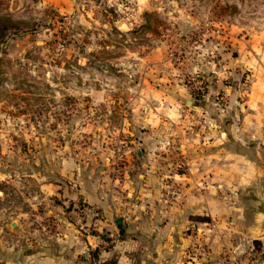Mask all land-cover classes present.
<instances>
[{
	"label": "rangeland",
	"instance_id": "374dc122",
	"mask_svg": "<svg viewBox=\"0 0 264 264\" xmlns=\"http://www.w3.org/2000/svg\"><path fill=\"white\" fill-rule=\"evenodd\" d=\"M127 168L159 179L148 207L131 196L156 226L204 203L174 240L181 262L210 264V229L232 211L264 236V0H0V264L57 243L62 204L94 259L117 238L88 241L80 185L122 203ZM254 240L218 260L252 264Z\"/></svg>",
	"mask_w": 264,
	"mask_h": 264
},
{
	"label": "crops",
	"instance_id": "0c3cea01",
	"mask_svg": "<svg viewBox=\"0 0 264 264\" xmlns=\"http://www.w3.org/2000/svg\"><path fill=\"white\" fill-rule=\"evenodd\" d=\"M126 153L129 157L130 152L127 150ZM137 156L142 155L137 153ZM128 169L130 168L124 169L123 178L120 179L122 183L118 186L122 192L120 195L128 197L122 203L115 200L114 197V193L118 194L119 190L113 187L111 192H108V185L100 184L97 178L90 181L85 180L80 185L79 194L84 201L91 207L99 209L101 214L99 217L91 216L89 220L93 224L92 229L95 234L87 235L88 241L92 243L97 236L102 238V235L117 238L111 246L100 249L92 257L95 259L96 256L95 260L100 264H208L203 261L184 263L185 259L181 262L180 249L174 247L176 236L183 240H180L179 244H185L186 238L182 236V229L183 226L185 227L184 223L189 220L190 214L201 215L207 212L204 203H201L198 198L192 200L188 196L187 200H184L181 209L171 210L169 222H166L163 226H156L154 222L158 217L151 215L153 219H150L149 215L133 210V197L131 198V196H136L141 200L139 206L137 205L140 209L142 206L148 207V205L154 203L153 199L148 198H152L153 194L158 193L159 179L153 175L151 169L147 170L149 172H145L147 174L145 180L139 179L140 174L138 176L129 175L132 173H129ZM64 194L68 196L65 190H63ZM63 206L62 204L61 209L55 208L54 210L63 222L59 232L55 233L57 243L53 246L42 245L28 248L21 254L22 257L17 262L13 257V261L7 264H95L92 258L88 257V260L81 258L82 249L78 246L79 236L61 214V211L64 210ZM231 213L235 217H227L228 222L218 220L216 221L218 223L217 227L210 229L208 240L210 264H221L218 259L224 249L240 253L244 249L247 250L253 244V240L256 239V236L249 237L244 225L241 228L238 227L237 231L239 233L233 228L234 225L237 226L238 221L236 212L232 211ZM150 223H152V227ZM152 238L160 240L158 246H144V244H141L144 242L143 240L148 241ZM256 240L264 253V236Z\"/></svg>",
	"mask_w": 264,
	"mask_h": 264
},
{
	"label": "built area",
	"instance_id": "2783aa9c",
	"mask_svg": "<svg viewBox=\"0 0 264 264\" xmlns=\"http://www.w3.org/2000/svg\"><path fill=\"white\" fill-rule=\"evenodd\" d=\"M120 150V147H118V151ZM91 212L95 213L96 217L98 216L97 214L99 213V211L96 209V208H93V207H88ZM100 214V213H99ZM250 256H251V262L252 264H263V261H264V255H263V252L261 249L259 248H251L250 250Z\"/></svg>",
	"mask_w": 264,
	"mask_h": 264
},
{
	"label": "trees",
	"instance_id": "16d2710c",
	"mask_svg": "<svg viewBox=\"0 0 264 264\" xmlns=\"http://www.w3.org/2000/svg\"><path fill=\"white\" fill-rule=\"evenodd\" d=\"M254 243H257V241H256V240H254Z\"/></svg>",
	"mask_w": 264,
	"mask_h": 264
},
{
	"label": "water",
	"instance_id": "95a60500",
	"mask_svg": "<svg viewBox=\"0 0 264 264\" xmlns=\"http://www.w3.org/2000/svg\"><path fill=\"white\" fill-rule=\"evenodd\" d=\"M263 228H264V221H263Z\"/></svg>",
	"mask_w": 264,
	"mask_h": 264
}]
</instances>
